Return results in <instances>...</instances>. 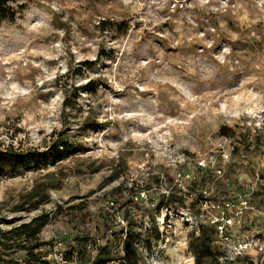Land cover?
Wrapping results in <instances>:
<instances>
[{"label": "rangeland", "instance_id": "1", "mask_svg": "<svg viewBox=\"0 0 264 264\" xmlns=\"http://www.w3.org/2000/svg\"><path fill=\"white\" fill-rule=\"evenodd\" d=\"M13 4L0 264H264V0Z\"/></svg>", "mask_w": 264, "mask_h": 264}, {"label": "trees", "instance_id": "2", "mask_svg": "<svg viewBox=\"0 0 264 264\" xmlns=\"http://www.w3.org/2000/svg\"><path fill=\"white\" fill-rule=\"evenodd\" d=\"M17 0H0V22L7 18H13L17 14L18 10L14 6V2ZM65 145H67L65 143ZM49 221V215L37 216L30 222L22 223L19 226L14 227L9 232L16 233L17 236L25 235L27 238L36 236L40 229L45 226ZM130 238L125 241L126 248L130 247ZM38 246V245H37ZM210 250V249H209ZM211 252V251H209ZM35 256L34 253H31Z\"/></svg>", "mask_w": 264, "mask_h": 264}]
</instances>
